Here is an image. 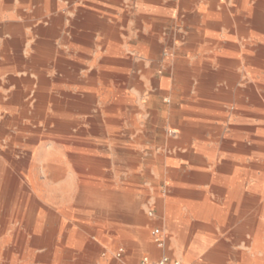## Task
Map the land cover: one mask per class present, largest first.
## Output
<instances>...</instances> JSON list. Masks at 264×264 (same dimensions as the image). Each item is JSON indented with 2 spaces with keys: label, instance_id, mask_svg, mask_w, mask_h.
I'll list each match as a JSON object with an SVG mask.
<instances>
[{
  "label": "rangeland",
  "instance_id": "obj_1",
  "mask_svg": "<svg viewBox=\"0 0 264 264\" xmlns=\"http://www.w3.org/2000/svg\"><path fill=\"white\" fill-rule=\"evenodd\" d=\"M0 1V152L15 148L13 161L20 165L11 202L0 209V264H97L99 238L89 199L101 187L111 190L117 202L127 195L140 201L145 219H154L146 225L149 236L164 224L166 240L159 257L208 264V251L218 249L221 264H240L250 250V236L240 227L250 222L254 206L239 198L237 182L230 184V178L241 172L243 192H248L255 182L254 165L264 163L263 153L248 140L259 135L264 120L239 92L252 84V60L264 46V0H242L235 7V46H209L203 55L193 54L197 47L192 46L185 48L190 55L183 56L176 38L153 61L133 58L137 46H87L116 59L95 62L92 69L97 71L84 60L66 63L57 58L73 42L74 0ZM256 19L263 20L261 27ZM7 24H12L10 30ZM51 25L55 29L48 38ZM215 51L221 53L210 55ZM65 64L80 66L81 76L59 77ZM73 99H78L76 109L66 103ZM32 137L42 141L29 144ZM44 137H76L64 159L77 156L91 163L93 173L66 163L60 179L53 181L41 154L33 158L34 151L42 153L40 142L49 147ZM183 137L191 138L184 142ZM203 204L211 212L196 216L193 211ZM168 205L176 211L178 227L186 228L182 248L166 216ZM87 243L95 248L84 252ZM194 245L198 254L189 261L185 253Z\"/></svg>",
  "mask_w": 264,
  "mask_h": 264
},
{
  "label": "crops",
  "instance_id": "obj_2",
  "mask_svg": "<svg viewBox=\"0 0 264 264\" xmlns=\"http://www.w3.org/2000/svg\"><path fill=\"white\" fill-rule=\"evenodd\" d=\"M241 1L74 0L75 25L71 39L73 42L69 45L71 48L58 54L57 58L58 61L63 60L61 62L66 63L84 60L91 63V70H95L92 69L95 62L116 59L111 58L113 55L110 53L88 50L87 46H137V53L130 55L142 61H153L155 56L159 55L161 47L171 44L176 38L181 40L177 45L178 49H184L179 52L183 56L190 55L185 48L192 46L197 47L193 53L195 55H203L204 49L209 46H235L236 27L233 19L239 13L235 7ZM1 4L0 1V6ZM249 28L252 29V25ZM54 29V26L49 28L48 38ZM124 52L122 50V56ZM220 53L221 51H215L210 55L216 56ZM226 54L234 56L231 51ZM63 68L59 69L61 78L81 76L80 66L78 69L75 64L74 67L65 64ZM62 72L64 75H61ZM66 72L68 75H65ZM73 90L78 93L75 88ZM73 100H67L66 103L77 108L74 104L78 99ZM61 116L64 118L66 114L61 113ZM99 189L101 191H97L95 198L89 199L91 214L96 222L93 229L99 238L96 246L97 264H141L144 258H160L163 247L155 244L146 227L154 219H145L140 201H135L127 195L126 199H122L123 202H117L111 190L103 187ZM164 229L163 224L162 230ZM165 240L164 236V243ZM83 248L84 252H87L86 249L93 247L87 243Z\"/></svg>",
  "mask_w": 264,
  "mask_h": 264
},
{
  "label": "bare ground",
  "instance_id": "obj_3",
  "mask_svg": "<svg viewBox=\"0 0 264 264\" xmlns=\"http://www.w3.org/2000/svg\"><path fill=\"white\" fill-rule=\"evenodd\" d=\"M14 1V0H13ZM38 1V0H37ZM36 1V2H37ZM41 4V3H40ZM73 4V3H72ZM68 7V6H67ZM55 8V7H54ZM17 11V10H16ZM54 11V10H53ZM20 12V15L24 12ZM19 14V13H18ZM24 14V13H23ZM22 14V15H23ZM37 15V14H36ZM24 16V15H23ZM37 18V17H36ZM52 18V17H51ZM55 19V18H54ZM52 19V20H54ZM256 23L259 24V26L257 25V27H261L262 25H260V23H263L262 19H256ZM14 24V23H13ZM27 24V23H26ZM25 24V25H26ZM24 25V24H23ZM30 25V24H29ZM55 25V24H54ZM61 26V25H60ZM12 25L11 24H7L6 28L7 29H11ZM37 27V26H36ZM52 27V25H51ZM57 27V26H56ZM264 27H261V29ZM2 30V28H1ZM46 30V28H45ZM264 30V29H262ZM34 31V30H33ZM41 31V29H40ZM39 31V32H40ZM37 34V33H36ZM40 35L42 36L41 32ZM1 37V36H0ZM7 38V37H6ZM15 39V38H14ZM4 40V39H3ZM16 40V39H15ZM48 40V39H47ZM42 41V40H41ZM36 42V41H35ZM40 42V41H38ZM2 43V42H1ZM15 43V42H14ZM25 44V43H24ZM23 44V45H24ZM2 45V44H1ZM5 45V44H4ZM39 45V44H38ZM44 45V44H43ZM50 45V44H49ZM17 46V45H16ZM9 48V47H8ZM12 50V49H11ZM49 51V50H48ZM258 54L259 56H256L253 60H252V66L253 69L251 70V79H252V84L247 85L245 90L239 91L240 94H243L245 97H247V99L251 100L254 107L256 108L257 112H259V116L263 118L264 120V46H260L258 49ZM3 52V51H2ZM14 52V51H13ZM51 52V50L49 51ZM41 53V52H38ZM4 54V53H3ZM19 54V53H18ZM60 54V53H59ZM41 55H43L41 53ZM48 55V54H47ZM50 56V55H49ZM56 58V57H55ZM61 58V57H60ZM11 59V58H10ZM15 60V59H14ZM32 61V60H31ZM63 61V60H61ZM224 61V60H223ZM233 61V60H232ZM19 62V61H17ZM43 62V61H42ZM120 62V61H119ZM117 62V63H119ZM235 62V61H234ZM237 62V61H236ZM15 63V62H14ZM31 63V62H30ZM33 63V61H32ZM44 63V62H43ZM56 63V62H55ZM224 63V62H223ZM36 64V63H35ZM58 64V63H56ZM55 64V66H56ZM20 65V64H18ZM29 65V64H28ZM42 65V64H41ZM39 65V66H41ZM74 65V64H73ZM107 65V64H106ZM27 66V65H26ZM38 66V67H39ZM44 66V65H42ZM114 66V65H113ZM117 66V65H116ZM122 66V65H121ZM198 66V65H197ZM205 66V65H204ZM226 66V65H225ZM37 67V66H36ZM201 67V66H200ZM209 67V66H208ZM45 68V67H44ZM210 69V68H209ZM209 69L207 71H209ZM18 70V69H17ZM218 71V70H217ZM210 72V71H209ZM227 72V71H226ZM219 73V72H218ZM216 74V73H215ZM95 75V74H94ZM207 76V75H206ZM217 76V75H215ZM38 80L40 79L39 77L41 76H37ZM196 77V76H195ZM205 77V76H204ZM218 77V76H217ZM222 78H225L224 76H221ZM7 78V77H6ZM13 78V77H12ZM24 78V77H23ZM32 78V77H31ZM43 78V77H42ZM41 78V79H42ZM56 78V77H55ZM209 78H212L209 76ZM187 79V78H186ZM215 79V78H214ZM54 80V79H53ZM189 80V78H188ZM203 80V79H202ZM224 80V79H223ZM14 81V80H13ZM43 81V80H41ZM45 81V80H44ZM196 81V80H195ZM208 81V80H207ZM215 81V80H213ZM15 82V81H14ZM38 82V81H37ZM36 82V84H37ZM10 83V82H9ZM43 83V82H42ZM41 83V84H42ZM202 83V82H201ZM207 83V82H206ZM13 84V83H12ZM40 84V85H41ZM39 85V84H38ZM209 85V84H208ZM26 86V85H25ZM213 86V85H211ZM210 87V86H208ZM232 87V86H231ZM6 89V88H5ZM28 89V88H27ZM15 90V89H14ZM17 90V89H16ZM20 90V89H19ZM27 91V90H25ZM186 91V90H185ZM21 92V91H20ZM19 92V93H20ZM235 92V91H234ZM31 93V92H30ZM33 93V92H32ZM164 93V92H163ZM183 93V92H182ZM188 93V92H187ZM9 94V93H8ZM37 94V92H36ZM185 94V93H184ZM199 94V93H198ZM22 95V94H21ZM33 95V94H32ZM40 95V94H39ZM85 95V94H84ZM203 95H205L203 93ZM202 95V96H203ZM234 95V94H233ZM34 96V95H33ZM87 96V95H86ZM198 96V95H197ZM200 96V95H199ZM241 96V95H240ZM27 97V96H26ZM36 97V96H35ZM38 97V96H37ZM66 97V96H65ZM70 97V96H69ZM94 97V96H93ZM213 97V96H212ZM216 97V96H215ZM234 97V96H233ZM244 97V98H245ZM24 98V97H23ZM68 98V97H67ZM204 98V97H203ZM9 99V98H8ZM35 99V98H34ZM43 99V98H42ZM45 99V98H44ZM213 99V98H212ZM222 99V97L220 98ZM2 100V99H1ZM20 100V99H19ZM33 100V99H32ZM50 100V99H49ZM211 100V99H210ZM244 100V99H243ZM18 101V100H17ZM39 101V100H38ZM63 101V100H62ZM223 101V100H222ZM239 101V100H238ZM41 102V101H39ZM54 102V101H53ZM84 102V101H83ZM34 103V102H33ZM49 103V101H48ZM56 103V102H55ZM231 103V102H230ZM18 104V103H17ZM74 104V103H73ZM22 105V104H21ZM26 105V104H25ZM41 105V104H40ZM76 105V104H75ZM89 105V104H88ZM196 105V104H195ZM10 106V105H9ZM45 106V105H44ZM53 106V105H52ZM62 106V105H61ZM69 106L71 107V105L69 104ZM81 106V105H80ZM86 106V105H85ZM37 107V106H36ZM41 107V106H40ZM33 108V106H32ZM44 108V107H43ZM59 108V107H58ZM87 108V107H86ZM89 108V107H88ZM87 108V109H88ZM34 109V108H33ZM76 109V108H75ZM56 110V109H55ZM63 110V109H62ZM71 110V109H70ZM34 111V110H33ZM111 111V110H110ZM44 112V111H43ZM71 112V111H70ZM82 112V110H81ZM85 112V111H84ZM183 112V111H182ZM237 112V111H236ZM77 113V112H76ZM42 114V113H41ZM195 114V113H194ZM182 115V114H181ZM192 115V114H191ZM196 115V114H195ZM258 115V114H257ZM50 116V115H49ZM38 117V116H37ZM40 117V116H39ZM12 118V117H11ZM198 118V117H197ZM40 119V118H39ZM62 119V118H61ZM205 119V117H204ZM25 120V119H24ZM212 120V119H211ZM44 121V120H43ZM54 121V120H52ZM55 122V121H54ZM7 124V123H6ZM181 126V125H180ZM62 130V129H61ZM198 130V129H197ZM199 130H205V129H199ZM190 131V130H189ZM192 131V130H191ZM194 131H196L194 129ZM193 131V132H194ZM210 131V130H208ZM205 132V131H204ZM211 132V131H210ZM199 133V132H198ZM257 133L259 134L257 137H249L248 140L253 142V147L256 148L258 151H260L261 153H263V157H264V127L262 128V130L258 129ZM215 134V133H214ZM213 135V134H212ZM192 136V135H191ZM215 136V135H214ZM181 138V137H180ZM191 137H183V141H189ZM44 139H47L49 143V147L46 148L47 146H45L46 142H40V147L39 150L42 151H38V152H42V153H37L34 151L33 158L35 159L36 156H39L41 154L42 156V164H43V168L45 169V171L47 173L52 174V180H58L60 179V177L62 176L64 170H63V166L66 163H72V166L74 168H82L84 169L83 171L87 174H92L93 169H92V165L91 163H83L82 161L80 162L78 160L77 156H73L70 155L68 156V160L64 159L65 158V150H67V148H69V144L71 145L72 142L74 145V142L76 140V137H44ZM211 139V138H210ZM215 139V138H214ZM19 140L21 141V137L19 138ZM206 140V138H205ZM17 141V140H16ZM24 141V140H23ZM36 141H42V137H32L30 138L27 142L29 144H33ZM228 141V140H227ZM209 142V141H208ZM234 142V141H233ZM240 147H242L244 144L242 142V140L239 141ZM44 145V146H43ZM71 145V146H72ZM81 145V144H80ZM250 146V145H249ZM70 150V149H68ZM237 150V149H236ZM71 151H73V149H71ZM76 151V150H75ZM227 151V150H226ZM238 151V150H237ZM246 151V150H245ZM16 150L15 148H11V146L9 147V149L7 151L4 152H0V155L2 157V161H0V209L2 207H7L9 206L10 202H11V190L14 183H16V181L14 180V173L16 172L17 168L20 166L19 163H15L13 161V153H15ZM186 152V151H185ZM225 152V151H224ZM242 152V150H241ZM25 153V152H24ZM247 154V151L245 152ZM184 154V153H183ZM237 154V153H236ZM242 155V154H241ZM172 157V156H171ZM177 157V156H176ZM175 157V158H176ZM181 159V158H180ZM83 160V159H82ZM197 160V158H196ZM93 161H97L96 159H94ZM201 161V160H200ZM199 161V162H200ZM40 162V161H39ZM194 163V162H193ZM192 163V166L194 165ZM226 163V162H225ZM224 163V164H225ZM204 164V163H203ZM222 164V163H221ZM236 165V164H235ZM207 166V165H206ZM244 166V165H243ZM246 166V165H245ZM252 166V165H251ZM254 184L250 187H248L247 191L248 192H243V181L240 182L241 179V172H234L233 176L230 178V184H233L235 181L237 182V192H239V198L241 200H249L253 203L254 206V213L253 216L250 220V222L247 224V222L243 225H241L240 227V231L242 234L244 233H248L250 236V241L247 243H250V250H249V255H242L241 259H240V264H264V163L263 164H259V165H254ZM241 167V166H240ZM204 168V167H203ZM218 168V167H217ZM220 168V167H219ZM249 168V166H248ZM221 169V168H220ZM228 169V168H227ZM43 170V169H42ZM251 170V169H250ZM230 171V170H229ZM195 175V174H194ZM199 175L198 173L196 174V176ZM202 175V174H201ZM230 175V174H227ZM243 176V175H242ZM245 176V175H244ZM247 176V175H246ZM193 177V176H192ZM191 177V178H192ZM198 177V176H197ZM201 177V176H200ZM46 178V177H45ZM185 178V177H184ZM189 178V177H188ZM190 178V179H191ZM48 179V178H47ZM195 180V178H192ZM14 180V181H13ZM182 180V179H181ZM196 180H199L196 178ZM204 181V179H202ZM192 181V180H191ZM193 182V181H192ZM196 182V181H195ZM198 182V181H197ZM207 182V181H206ZM240 182V183H239ZM239 183V186H238ZM21 186V185H20ZM21 188V187H20ZM178 191V190H177ZM185 191V190H184ZM183 191V193H184ZM186 192V191H185ZM177 193V192H175ZM248 193V194H247ZM186 194V193H185ZM182 194V195H185ZM174 195V194H173ZM187 195V194H186ZM188 196V195H187ZM191 196V195H190ZM177 197V196H176ZM202 196H200L201 199ZM188 198V197H187ZM197 198V197H196ZM204 205V204H203ZM244 204H242L243 206ZM196 216H203L206 213H210L211 211L208 209V206L204 205V207L200 208L198 207V209L195 211ZM3 214V213H1ZM166 216L168 218V221L171 222V226L174 230H176L175 232H177V237H178V246L180 248H182V246L184 245L185 239H186V234H184L183 232L185 231V229L183 228V230L181 228L178 227V225L176 224L177 222H175L173 220V218L175 219L176 217V211L174 209V207L171 205L167 207L166 209ZM173 217V218H172ZM3 218V217H2ZM194 230V229H193ZM191 231V230H190ZM189 231V232H190ZM193 235V234H192ZM49 242V241H48ZM45 244V243H44ZM188 245V244H187ZM200 246V244H199ZM213 248V247H212ZM6 250V249H5ZM7 252V251H6ZM45 254V253H44ZM186 257H188L187 259L189 261H192V259L198 254V248H195V245L192 246L190 248V250H188L186 253ZM6 255V253H5ZM9 255V254H8ZM25 256V255H24ZM41 258V257H40ZM44 258V256H43ZM3 259V257H2ZM199 259V258H198ZM222 252L218 249H211L208 251L207 255L205 256V260L208 262V264H221L222 262ZM42 261V260H41ZM44 262V261H43ZM6 264V263H5Z\"/></svg>",
  "mask_w": 264,
  "mask_h": 264
},
{
  "label": "built area",
  "instance_id": "obj_4",
  "mask_svg": "<svg viewBox=\"0 0 264 264\" xmlns=\"http://www.w3.org/2000/svg\"><path fill=\"white\" fill-rule=\"evenodd\" d=\"M150 217L153 216L152 211L148 213ZM151 236L154 239V242L156 243L157 246L163 247L164 246V234L163 230L160 227H156L151 231ZM141 264H181L180 261L171 259L167 255H163L160 258L156 260H151L149 258H144L142 260Z\"/></svg>",
  "mask_w": 264,
  "mask_h": 264
}]
</instances>
